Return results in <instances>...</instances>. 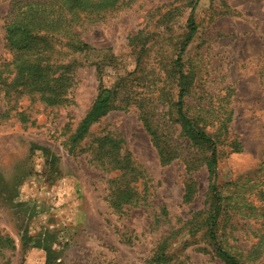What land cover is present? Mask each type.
Wrapping results in <instances>:
<instances>
[{
  "label": "rangeland",
  "instance_id": "374dc122",
  "mask_svg": "<svg viewBox=\"0 0 264 264\" xmlns=\"http://www.w3.org/2000/svg\"><path fill=\"white\" fill-rule=\"evenodd\" d=\"M15 2L0 0V65ZM190 15L183 110L217 142L218 242L264 264V0H117L80 20L70 47L46 40L43 66L68 68L58 103L0 96V264H155L160 247L159 264H223L207 235L210 151L176 114ZM99 85L112 109L76 140ZM117 190L137 203L118 206Z\"/></svg>",
  "mask_w": 264,
  "mask_h": 264
},
{
  "label": "trees",
  "instance_id": "16d2710c",
  "mask_svg": "<svg viewBox=\"0 0 264 264\" xmlns=\"http://www.w3.org/2000/svg\"><path fill=\"white\" fill-rule=\"evenodd\" d=\"M116 3L117 0H17L15 4H12L11 19H5L3 23V44L8 51L13 53V59L0 65V96L2 95V98L9 103L10 93L16 92L34 96L39 102L50 106L57 104L61 93L59 90L68 68L67 66L61 67L62 74L54 77L51 66H43L44 53L46 54L48 49L46 40L61 37L60 39L64 40L62 45L70 47V32L80 20L90 15L99 16L101 11L112 8ZM188 27L189 34L180 45L178 57L175 60V67L178 69L177 121L182 133L191 143L207 145L210 151V159L207 162V172L211 177L208 189L210 199V214L207 219L208 238L213 243L214 251L223 264H240L238 259L222 248L218 242L217 225L222 216L223 206L220 204L221 197L216 186L217 142L190 120L183 110V99L188 82L183 72L180 56L192 41L197 30L192 15L188 19ZM75 37L78 39L76 35ZM77 48L88 47L77 40ZM50 79H52L51 85L48 83ZM114 96L116 94L113 91L99 87L92 106L78 125L75 133L76 140L82 139L88 127L112 109ZM156 148L160 162L165 164L166 156L159 146ZM188 195V190H186L183 198L187 199ZM134 198V194L117 190L115 203L118 206L133 205L137 203L136 200L132 202ZM164 250V247L159 248L152 259L153 263L159 264L164 261Z\"/></svg>",
  "mask_w": 264,
  "mask_h": 264
}]
</instances>
